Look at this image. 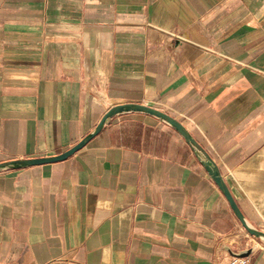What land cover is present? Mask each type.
<instances>
[{"label":"crops","instance_id":"obj_1","mask_svg":"<svg viewBox=\"0 0 264 264\" xmlns=\"http://www.w3.org/2000/svg\"><path fill=\"white\" fill-rule=\"evenodd\" d=\"M264 0H0V264H264Z\"/></svg>","mask_w":264,"mask_h":264},{"label":"water","instance_id":"obj_2","mask_svg":"<svg viewBox=\"0 0 264 264\" xmlns=\"http://www.w3.org/2000/svg\"><path fill=\"white\" fill-rule=\"evenodd\" d=\"M123 110H137V111L146 112L148 114L156 115V116L160 117L161 119L169 122L178 132L181 133V135L184 137L186 142L193 148V150L196 152V154L198 156L200 155V157L201 156L203 157L202 165L204 166L205 170L207 171V173L210 176V178L212 179V181L215 183V185L221 191L222 195L226 199L228 205L230 206L233 214L235 215V217L239 221L242 228L251 236L264 238V234L259 233V232L248 227V225L246 224V222L243 219L242 214L240 213L239 209L237 208L230 192L228 191L226 185L222 181L216 166L214 165L212 160L203 152V150L200 148V146L194 140H192L190 138V136L183 130V128L180 126V124H178L177 122H175L174 120H172L171 118L167 117L166 115H164L160 112H156L154 110L148 109V108L143 107V106L129 105V106H125V107H118V108L114 109L113 111L108 112L102 118V120L99 122V124L96 126L95 130L91 134H89L87 137L82 139L80 142H78L75 146H73L72 148H70L66 152H64L58 156H55V157L27 160V161L19 162V164L22 166H38V165L51 164V163H56V162L66 160L67 158L71 157L76 152L81 150L94 137V135H96L100 131V129L102 128V125L104 124V122L106 121V119L108 118V116L112 112H114V111L118 112V111H123ZM241 256H243V255H241Z\"/></svg>","mask_w":264,"mask_h":264},{"label":"built area","instance_id":"obj_3","mask_svg":"<svg viewBox=\"0 0 264 264\" xmlns=\"http://www.w3.org/2000/svg\"><path fill=\"white\" fill-rule=\"evenodd\" d=\"M224 264H249L245 257L233 255Z\"/></svg>","mask_w":264,"mask_h":264}]
</instances>
